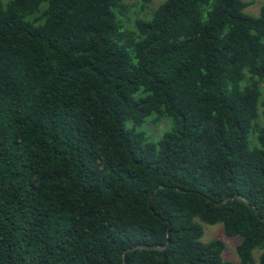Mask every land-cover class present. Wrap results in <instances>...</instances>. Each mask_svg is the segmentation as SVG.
Wrapping results in <instances>:
<instances>
[{
    "label": "trees",
    "instance_id": "16d2710c",
    "mask_svg": "<svg viewBox=\"0 0 264 264\" xmlns=\"http://www.w3.org/2000/svg\"><path fill=\"white\" fill-rule=\"evenodd\" d=\"M152 1L0 0V264H264V2Z\"/></svg>",
    "mask_w": 264,
    "mask_h": 264
},
{
    "label": "rangeland",
    "instance_id": "374dc122",
    "mask_svg": "<svg viewBox=\"0 0 264 264\" xmlns=\"http://www.w3.org/2000/svg\"><path fill=\"white\" fill-rule=\"evenodd\" d=\"M164 0H153L149 5L147 10H142L141 13H148L150 11H153L156 9V7L161 4ZM244 2L250 3L249 6L244 10V13L251 16V17H258L259 15V9L264 2V0H242ZM126 4L129 6L130 10H137L140 11L139 4L136 3V1H129L126 2ZM131 16H134L130 13ZM144 15V14H143ZM135 17V16H134ZM128 24L132 23L131 21L127 22ZM155 114H152L149 118L146 119V121L153 119ZM145 121V122H146ZM167 121L169 122V127L167 126ZM144 122V123H145ZM171 126V122L168 118L162 117L160 118V121L157 123H150L147 122L145 125L143 124L141 126V130L145 132L146 136L150 141H157L162 137V135L169 130ZM252 136H250L251 140ZM203 229V234L201 237V241L204 243H207L211 240H218L221 241L224 244V251L222 253V257L224 260L227 261H237L235 248L239 244L240 240L238 237H228L224 234L223 228L220 224L215 225H206L201 224ZM258 255L259 253L257 251L253 252V257L255 260L254 264H258Z\"/></svg>",
    "mask_w": 264,
    "mask_h": 264
},
{
    "label": "water",
    "instance_id": "95a60500",
    "mask_svg": "<svg viewBox=\"0 0 264 264\" xmlns=\"http://www.w3.org/2000/svg\"><path fill=\"white\" fill-rule=\"evenodd\" d=\"M229 198H226L223 202L221 203H217V205H222L223 203H225L226 201H228ZM137 249H156V247L154 246H147V245H139V246H135V247H132L129 249V251H134V250H137Z\"/></svg>",
    "mask_w": 264,
    "mask_h": 264
}]
</instances>
